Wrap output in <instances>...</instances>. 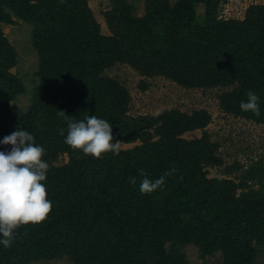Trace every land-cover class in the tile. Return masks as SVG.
Returning <instances> with one entry per match:
<instances>
[{
    "label": "trees",
    "instance_id": "trees-1",
    "mask_svg": "<svg viewBox=\"0 0 264 264\" xmlns=\"http://www.w3.org/2000/svg\"><path fill=\"white\" fill-rule=\"evenodd\" d=\"M111 1L106 20L112 36H104L86 0H0V22H13L4 7L30 20L37 25L34 39L52 55L47 63L48 53L41 49L45 67L34 104L26 114L11 115L8 103L24 92V85L7 72L15 52L0 31V139L17 127L28 128L46 150L43 159L65 151L71 154L68 165L48 169L47 198L53 202L48 217L19 228L10 247L0 246V264H31L62 255L73 264H186L178 250L188 243L198 247L201 258L220 251L223 264H256L259 249L264 248V166L255 163L262 174L250 166L239 183L207 179L201 163L222 164L214 155L218 145L205 130L196 140L180 138L204 128L209 122L206 112H165L158 119L164 123L161 139L152 150L141 152L135 167L133 154H124L125 168L137 179L124 191L129 201L117 211L111 208L110 196L104 195V184L115 181L100 171L110 163L107 153L85 155L66 144L64 137L68 120L91 114L106 119L117 107L106 96L114 93L111 85L116 83L103 84L98 77L117 62L128 63L145 76L163 75L184 88L232 85L220 96L223 110L264 124V4L249 6L243 19L205 15L197 20L196 3L207 10L220 0H186L183 7L148 0L140 18L131 15L124 0ZM65 8L73 13L65 14ZM80 69L82 73L75 75ZM249 89L260 97L259 115L239 106ZM103 101L112 104L100 108ZM113 112L108 118L112 126L123 121L121 111ZM133 129L141 136L136 126ZM112 130L113 135L125 133ZM10 148L0 145V150ZM135 168H143L153 179L166 172L165 179L175 174L180 179L151 196L139 190L141 173ZM231 171L224 169L225 174ZM256 184L257 189L250 186ZM245 188L248 191L243 192Z\"/></svg>",
    "mask_w": 264,
    "mask_h": 264
},
{
    "label": "rangeland",
    "instance_id": "rangeland-1",
    "mask_svg": "<svg viewBox=\"0 0 264 264\" xmlns=\"http://www.w3.org/2000/svg\"><path fill=\"white\" fill-rule=\"evenodd\" d=\"M184 1L186 0H168V3L170 6L182 4L183 7L185 6ZM124 2L131 8L133 17L140 18L145 15L148 0H124ZM86 4L93 19L99 24L101 34L112 36L106 20V13L113 8L112 1L86 0ZM256 4H264V0H220L215 8H208L207 10L203 4L196 3V19H204L205 15L217 16L224 20L243 19L247 8ZM4 11L11 15L13 22H0V31L5 41L10 44L15 52L12 65L7 72L17 77L24 85V92L16 94L9 101L8 108L11 115L20 116L29 111L33 103L32 99L40 95L39 84L43 79L42 71L45 67L43 55L48 53L46 54L47 63H50L49 58H52V55L43 50L42 44L34 39V30L37 25L31 23L30 20H24L17 16L14 10L8 7H4ZM64 13L70 14L73 11L65 8ZM41 49L45 54L41 52ZM82 70H76L75 75L81 74ZM98 77L103 84L106 81L116 83V85H111L114 93L106 96L112 98L113 103H118L114 109L115 112H122L123 121L113 125L114 131L125 132L113 135L114 139L123 143L118 154L107 153L110 163L108 162L100 169L104 177L107 176V179L115 180L104 184L106 191L103 188L104 195L110 196L111 208L114 211L121 210L124 203L129 201L125 192L133 188L129 182V177L133 176V172L125 168L124 154H133V167H135L138 157L143 152L152 150V144L161 139L160 130L164 123L158 119L165 112L172 110H177L186 115L204 111L209 116V122L204 128L188 131L180 136L186 142L192 141L201 138L203 130H205L210 141L218 145L214 150V155L221 160L222 164L218 166L201 163V172L205 174L207 179L211 181L215 178H225L239 183L240 176L250 166H254V169L257 168L258 172L256 173L262 174L263 169L255 166V163L260 162L264 166V124L247 121L242 117H234L220 106V96L231 91L232 85L184 88L160 74L145 76L133 69L128 63L122 62L114 63L105 68L98 74ZM102 86L104 87V85ZM107 104L108 102L103 101L98 106L107 108L110 106ZM113 111L108 114L106 120L115 114ZM135 126L142 132H139L141 136L135 134L133 129ZM127 134L129 139L126 138ZM45 157L47 158V155ZM70 157L69 152H60L55 157L49 156L48 163L51 167L60 169L68 165ZM235 165H239V169H234ZM138 167H140L139 163ZM226 168L232 169L230 174L224 173ZM140 169L143 168H135L133 171ZM174 179H180V176L178 174L172 178L169 176L165 179L162 187L149 194L152 196L154 193L169 189L171 180ZM46 180H48V176ZM100 183L103 184V182ZM250 186L255 189L259 187L257 184ZM244 191H248L247 188ZM164 192L161 194L163 195ZM237 194H242L240 189ZM170 245V243L166 244L167 251L170 250ZM178 253L183 255L186 264H223L222 252H215L213 255L201 258L198 247L192 243L182 245ZM255 263L264 264V248L259 249ZM31 264H73V261L68 256L62 255L53 259H39Z\"/></svg>",
    "mask_w": 264,
    "mask_h": 264
},
{
    "label": "clouds",
    "instance_id": "clouds-1",
    "mask_svg": "<svg viewBox=\"0 0 264 264\" xmlns=\"http://www.w3.org/2000/svg\"><path fill=\"white\" fill-rule=\"evenodd\" d=\"M247 99L240 102L243 111L260 114V97L251 89ZM61 115H66L60 111ZM109 120L95 114L83 119L67 121L65 143L85 155L101 157L112 152L118 154L121 142L114 139ZM63 132V130H62ZM0 145H11L10 150H0V246L8 248L16 238L17 230L26 225H37L45 221L52 210L53 202L48 199L46 177L50 167L45 148L36 143L28 128H15L0 139ZM139 190L149 194L162 187L165 176L151 178L140 169ZM136 177L129 181L136 183Z\"/></svg>",
    "mask_w": 264,
    "mask_h": 264
}]
</instances>
